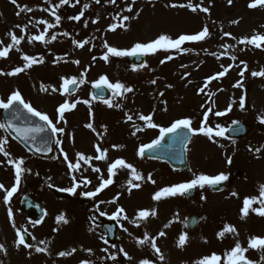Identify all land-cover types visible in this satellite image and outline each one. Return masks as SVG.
<instances>
[{
    "label": "rangeland",
    "instance_id": "374dc122",
    "mask_svg": "<svg viewBox=\"0 0 264 264\" xmlns=\"http://www.w3.org/2000/svg\"><path fill=\"white\" fill-rule=\"evenodd\" d=\"M90 1L70 0L69 4L61 6L56 12L61 17L57 24L55 18L49 14V6L58 4L59 0H16V4H13L11 0H0V50L11 43L9 33L15 34L18 38L24 36L21 44L16 46L19 51L14 47L6 58H0V72L7 73L16 67H23L26 63L22 59L23 55L31 56L38 61L32 67L15 76L0 75V99L6 101L11 92L19 90L25 101L30 102L37 110L48 114L53 122L58 116L56 108L65 100H68L70 104L78 100L89 101L88 104L78 103L74 109L65 113L66 122L61 121L58 125V127H63L65 132L56 137L61 140V145L57 147L55 144L56 157L50 160L32 158L24 152L20 145L0 130V138L8 140L5 147L6 151L10 153V158L13 161L24 160L22 167L25 171L22 172L17 185L19 191L34 188L44 195L46 210V218L42 221L44 222L47 218L50 219L53 214H57L51 205L52 202H56V199L48 190L42 191L45 188L44 184L34 185L33 181L38 176L37 174L41 176V181L59 187H67L66 182L73 183V178L77 184L84 185L85 172L89 173V167L108 168L116 159H124L127 163L132 164L146 180H139L143 181L142 183L138 181L140 187H132L130 191L140 198L141 208L143 206L150 207L160 201L152 199L155 191H159V189H155L157 188L156 183H158L157 186L169 187L182 183L185 178L183 177L184 173L173 171L165 166L161 167L162 162L160 161L147 160L143 156L137 155L141 145L150 143L159 135L158 128H146L145 122L140 121L138 116L141 114L152 115L153 122L162 127L169 126L177 119L188 118L192 121L191 127L199 129L204 118L203 113L208 108H212L207 126L216 130L217 125L225 128L233 121L243 120L248 124V136L243 143L237 144L236 140L226 141L223 137L213 136V139L209 140L202 134L194 135L191 144L188 145L189 166H192L195 172H206L205 175L209 176H215L213 172L217 169H219L216 171L219 172L218 174H221L224 169L226 171L222 172L223 174L232 172L235 168L244 170L243 178L235 179L234 177V186L230 191L215 194L216 196L212 198L213 209L211 208L210 211L214 214L215 220L221 221L225 225L235 224L236 232L233 233V240L228 242V251L235 246L237 241L247 249L248 241L252 236L264 238V217L250 210L249 215L241 219L242 208H238V203L243 201V193L246 195L247 192L249 198L259 197L260 193L257 189L260 187L256 185L259 183L264 185V135L259 133L258 126L255 125V121L261 122V119L264 118V76H252L254 71H264V49H262L264 46L257 48L254 45L239 43L243 38H251L256 34L264 35V6L250 9L248 5L253 0H231V3L229 0H135V3L132 0H120V5L116 4L118 2L116 0L115 4L110 3L112 8H120L117 10L118 13L114 14L109 10L110 0H103L107 6L106 9L101 3H90ZM188 3H192L193 6L199 4L201 7H207L209 11L204 13L197 9L193 12L187 7L173 8L170 6L172 4L187 5ZM84 4H88L89 7L84 9ZM129 6L133 9L131 12L126 11ZM22 7L32 10L20 12V15H17ZM44 9H49V11ZM81 11L84 12V15L79 21L70 19L79 15ZM123 16L130 17L128 21H124L125 28L118 27L115 31H109V26L119 24ZM41 19L56 25L46 33V39L51 42L33 41L29 43L28 37L39 35L43 31L44 25L36 23ZM93 20L96 23H93ZM233 21H238V23H232ZM17 26H26L25 31L22 33L20 27ZM205 26L209 29V35L203 41L185 43L181 46V50L160 49L154 54H148L146 67H142L140 70L141 76L126 66V57L123 60L122 57L109 56V58H114L116 65L120 66L116 67L117 70H113V65L109 64L110 60L105 62L100 59L107 52V49L104 48L105 43L118 49H128L136 42H150L160 34H167L175 39L181 34H196ZM63 33H68V35L65 36ZM224 33H230V35L225 36ZM53 34L57 37L55 40H51ZM74 40L77 42L86 40L88 43L83 48H79L73 43ZM224 45L231 46L227 49L226 54ZM212 53L216 55H212ZM168 56L173 58L168 60ZM217 56L220 58L217 59ZM232 56H235L236 59H231ZM93 57L96 59L94 60ZM41 60L43 62H39ZM161 60L165 62L161 63ZM261 60L263 63H260ZM73 61H79V64H75ZM245 65L247 67L244 76L241 77L239 73L245 68ZM224 68H229L227 73L220 80L211 81L204 88L206 79L223 71ZM82 72L86 82L81 84L79 90L75 94L64 93L61 95V77L75 78L79 81L82 78L80 75ZM100 76H106L110 83L120 82L129 85L133 91L122 93L119 97L112 95L111 102L114 106L111 108L105 103L93 102L90 100L88 87L95 83ZM153 80H155L154 84ZM238 81L241 86L234 87ZM42 86L48 91H42ZM53 87L57 89L56 92H52ZM244 87H248L250 91L251 108L248 111L240 104ZM201 88H204L203 92L199 91ZM229 105H231V111L226 115H215L217 111H225ZM190 111L192 116H189ZM196 112L200 113L198 119ZM126 114L131 115L133 119L128 121ZM214 117L223 118L215 121ZM88 123L93 125L92 129L85 127ZM137 125L144 130L137 132L135 136L132 135L129 140L127 133L134 132ZM251 141L256 142L260 151L250 152L247 149V144ZM239 145H243V148L240 149L241 157L240 154H236ZM97 147L101 151L106 150L104 160L95 159L99 155L96 151ZM78 152L93 157V159L87 164L80 161V169L70 172L67 162L64 160V154H67L70 162L76 163V153ZM210 153H220L224 158L220 155V159H212L207 165L204 160ZM229 158H231V163L228 162ZM223 161L228 165L225 166ZM160 168L164 183L159 178L161 177ZM114 171H118L117 175L122 176L121 182L130 181L129 169L118 168ZM149 176H151V180H149ZM0 184H3L8 190H11L14 185L16 186L15 169L3 154H0ZM250 186L251 188H248ZM85 187L82 191L87 193L89 186ZM241 187L246 190L242 191ZM141 190L144 191L141 192ZM240 196H243L242 200H237ZM178 198V196H171V198L167 196L165 200L179 203L181 199ZM54 199L55 201H53ZM210 199L208 198V201ZM132 200L135 199L133 197L124 199L123 206ZM13 207L12 218L16 226L23 222L25 228L33 235V245L28 248L30 252L35 251L38 245L41 248H46L47 252L69 253L71 250L70 252L80 255V252L75 249V245L81 244L83 250L92 248L99 254L102 253L99 234L94 233V238H92L88 231L84 233L85 237L78 232L77 222L80 211L77 207L62 202L61 215L64 220L67 218V223H64L63 220L59 221V232L55 235L54 240L56 241L54 242L51 237L54 234L50 229L48 230L47 225L45 230L37 232L39 226L36 223L27 222L23 215L20 216L17 213L16 207ZM259 207V204L252 205V208ZM65 208L70 209L68 217L63 213ZM9 209H11L10 204L5 205L3 199H0V245H3L5 249L0 251V264H23L25 261L21 257L26 251L15 246L12 240L8 241L7 232L15 235L12 223L7 221ZM219 212L222 214L219 215ZM172 215L173 212L167 218L169 214L166 212L163 220L170 221ZM89 229L91 230V226ZM54 230L56 233L58 229ZM44 233L46 236L43 237V240L46 243L43 245L40 242ZM204 234L206 237L204 244L207 246L211 243L208 242L210 234L208 232H204ZM243 236L247 238L245 242ZM214 241L216 244L218 243L215 238ZM66 245L68 246L65 247ZM177 250L179 248H172L168 254H164L163 262L165 264L180 263L179 257H174V255L183 254L187 264H195L205 256L216 254L221 257L219 264H224V253L221 250L213 251L207 255V249L204 248V252L197 254L196 259L190 249L181 253H178ZM17 257L21 260H17ZM72 257L74 258L73 255ZM81 257L80 255L77 261ZM245 257L254 264H263L259 249H248L245 252ZM54 260L62 262L64 259L56 257ZM54 260L46 258L45 264H52L56 262ZM71 264L75 263L71 261Z\"/></svg>",
    "mask_w": 264,
    "mask_h": 264
},
{
    "label": "snow or ice",
    "instance_id": "6c2138e0",
    "mask_svg": "<svg viewBox=\"0 0 264 264\" xmlns=\"http://www.w3.org/2000/svg\"><path fill=\"white\" fill-rule=\"evenodd\" d=\"M13 4H16V0H11ZM70 0H59L58 4H55L54 6L50 4V11L49 9H44L45 11H49V14L52 15L55 18V21L57 24L59 23L61 17L56 14L57 9H59L61 6L69 4ZM97 3L100 2V0H96ZM111 3L115 4L116 0H110ZM133 3H135V0H132ZM229 3H231V0H229ZM171 7H187L191 11L195 12L197 9L199 11L207 13L209 11V8L207 7H201L199 4L193 6L192 3H188L187 5L185 4H172L170 5ZM257 6H264V0H253V2L249 3L248 7L250 9H254ZM89 7L88 4H84L83 8L87 9ZM32 9L30 8H20V11L17 12V15H20V12L24 11H31ZM133 9L131 6H129L126 11L131 12ZM84 15V12L81 11L79 15L73 16L70 19L79 21L81 17ZM139 15V13H137ZM135 18V17H132ZM130 19L129 16H123L122 20L119 24H111L109 26V31H115L118 27L119 28H125L124 21H128ZM93 23H96L95 20L92 21ZM37 24L44 25V29L42 32H40L39 35H32L28 37V42L31 43L33 41H40L44 43H50L51 41L46 39V33H48L49 29L54 28L56 25L52 23H48L47 21L41 19L36 21ZM232 23H238V21H233ZM20 27V26H17ZM25 27H20V31L23 33L25 31ZM11 37V43L7 46L4 47L2 50H0V58H6L9 54V51L20 45L21 41L24 39V36H20L19 38L13 34L9 33ZM63 35L67 36L68 33H63ZM209 35V29L205 26L203 30L199 31L196 34H181L178 36V38H171L167 34H160L157 38L150 42H136L134 43L130 48L128 49H118L117 47L109 46L107 43L104 44V48L107 49V52L100 57V59L104 60L105 62L108 61L109 56L112 57H137V56H143V55H148V54H154L160 49L164 50H181V46L184 45L186 42H199L205 40V38ZM225 36H229L230 33H224ZM57 37L55 34L51 36V40H55ZM73 43L79 47L83 48L85 44L88 43V41H83V42H77L73 41ZM241 44H248V45H254L257 48H260L262 43H264V35H253L251 38H243L239 41ZM231 47L229 45H224L225 48V54L227 53V49ZM16 50L19 51V48L16 47ZM212 55H216L215 53H212ZM173 57L168 56L167 59L171 60ZM220 57L217 56V59ZM24 63L23 67H16L13 71L7 72V73H2L0 72V75H8V76H15L19 73H22L25 71V69H28L33 66V64L37 63L38 61L28 55H23L22 56ZM95 60L96 58L93 57ZM231 59L235 60V56H232ZM39 62H43L42 60ZM164 60H161V63H164ZM75 64H79V61H73ZM243 63V62H242ZM141 67H146V65L141 64ZM231 67V66H229ZM246 65L245 68L241 70L239 73L241 77L244 76V72L246 70ZM135 71L136 69L133 68ZM229 68H224L223 71L214 74L210 77H208L205 81L204 88L208 86V84L211 81H214L218 79L219 77H223ZM81 79L79 80V84H84L86 81L83 79L84 73L82 72L81 74ZM252 76L257 77V76H264V71H259V72H252ZM62 79V84L60 85L61 95H64V93H69L71 94V89L69 86H77L78 82L75 78H67L65 79L64 77H61ZM152 83H155V80L152 81ZM240 82L238 81L234 87H240ZM93 88L97 89L98 92L96 93V96L93 97L95 98H102L105 90H111L113 97H119L122 95V93H128L132 92L133 89L131 87H126L123 83L116 82V83H110L109 80L107 79L106 76H100V78L93 83L92 85ZM204 88H201L199 91L203 92ZM42 91L47 92L48 89L44 88L43 86L41 87ZM52 92H56L57 89L53 87ZM163 95V93H161ZM103 102L109 107H113V103L109 99H104ZM78 103H85L88 104L89 101H76L74 103H69L68 100H65L63 103H61L57 108L56 112L58 114L57 119L55 122H53L52 119H50L49 115L37 110L30 102L25 101L23 98L21 92L19 90H15L11 92V94L7 97V100L0 99V109L5 110L9 114V119L7 120L6 123H0V129H2L5 133L12 134L14 133L15 138H19L20 140H23L25 142L31 141L33 144H37L38 138H39V146L36 148V151H51V148L48 147V138L46 135L42 134H47L51 133L52 137H57L60 135H63L65 132V129L63 127H58V125L61 123V121H65V113L71 109H74ZM241 107L243 108L244 106V101L243 98H241L240 101ZM119 107V105H116ZM231 111V105L228 106V108L225 111H217L215 112L216 116H224L227 114V112ZM212 112V108H208L207 111L203 113V120L201 121L199 129H193L191 127L192 121L188 118L184 119H177L173 121L169 126L167 127H162L157 125L156 123L153 122V116L152 115H139L138 119L140 121L145 122V127L149 129H157L159 130V136L152 140L151 143L143 144L139 147L137 151L138 156H143L146 151H152L153 149L157 148L161 141L168 136L169 134H176L174 137V142L175 143H180L184 144L186 140H188V137L186 135H181L180 130H187V133H191L192 135L196 134H202L206 136L209 140L213 139V136L216 137H223L224 133L228 130L220 125L216 126V130H214L212 127L207 126V121L209 119V113ZM127 115V114H126ZM30 118H35L36 121L38 122H33ZM133 117L131 115H127V120L131 121ZM66 122V121H65ZM261 122L264 123V118L261 119ZM237 123V122H233ZM86 128L92 129L93 125L91 123H88L85 125ZM143 128L136 127L135 131L132 133L133 136L136 135L137 132L143 131ZM8 144V140L6 138H0V154H3L4 157L8 158V163L11 164L14 169H15V182L16 185L19 184L20 179H21V174L25 169L22 167L24 164L23 159H18L13 161L10 158V153L6 151V145ZM55 144L57 147L61 145V140L56 139ZM117 147V146H113ZM63 152V150L61 149ZM96 151L99 153L95 157L97 160H104L106 158V150L101 151L99 147L96 148ZM256 151H260L257 149ZM77 157V162L72 163L69 161V157L67 154H64V160L67 162V167L70 172H75L80 169V161H83L84 163H88L90 160L93 159V157L90 156H85L82 153H76ZM229 163H231V158L228 160ZM91 166V165H90ZM122 168V169H129L131 173V179L129 181L130 189L132 187L134 188H139L140 184L139 183H133V181H139L143 179V177L140 175V173L137 171V169L130 163H127L124 159H116L113 163H111L108 166V178L103 179L101 177V182L99 186L95 189V191H90L85 193L86 196L88 197H94L98 193H100L103 189L107 188L109 185L113 183L112 177L115 175L114 170ZM94 172L99 173L101 170L99 168H92ZM228 179V176L221 173L215 176H209L205 174H200V175H195L193 179H191L189 182L185 183H179L174 186H169L162 188L160 191H157L152 199L154 201H159L161 200L162 197L166 196H176V195H183L190 191L191 189L196 188L199 186L200 188H203L205 185L209 186H214L218 185L223 181H226ZM149 180H151V176H149ZM155 183V181H152ZM90 181L87 179L83 180V184L87 186ZM79 187V184L76 183L75 178H73V187L69 189H59L60 191H67L70 193H74L76 191V188ZM0 190L5 191V195L3 197V201L5 205L9 203V198L12 197L13 193L17 190L16 186L14 185L11 190L5 189L3 184H0ZM259 197H246L243 201V207L241 209V219L245 218L246 216L249 215L250 210L254 211L257 215L264 217V185L260 186L259 189ZM233 195L235 196L236 193L234 192ZM202 199L204 197H201ZM115 202V201H113ZM253 204H259V208H252ZM125 210L122 207H117L115 212L109 217V219H128L126 215H123ZM12 210H8V217L9 220L12 219ZM101 215H105V213H101ZM155 216L156 211L152 210L149 212L148 210H140L137 213V219L138 220H144L148 218L149 216ZM58 222L63 220L64 223H67V220H64L63 216L61 215L60 217L57 218ZM136 220H130L129 223H136ZM15 227V225H13ZM138 226V225H137ZM165 228L169 227L168 224L164 226ZM26 231V230H25ZM127 231V229H125ZM236 229L234 226L230 225H224L222 231L218 232V237H224L226 233H235ZM165 232L161 231L159 232V236H164ZM17 239L15 241L17 247L23 245L25 248L30 247V245L25 243L24 236L21 235L20 231L17 230L16 232ZM150 237L148 236L147 233H145L143 239L137 240V243L140 245H144L146 242H148ZM187 241V236L184 233H181L178 239V246L182 247ZM40 243L45 244V241H41ZM151 247L152 249L156 252V254L159 256L160 260H163L164 257L163 255L160 254V249L157 247L156 244V239L151 238ZM248 249H264V238L252 236L249 241H248V248H244L241 246L240 242L237 241L235 243V246L231 248L230 251L226 252L224 254V264H253V262L249 261L245 257V252ZM4 246L0 245V251H4ZM36 252H44L46 251V248H41V247H36L35 248ZM120 251L123 252V249ZM68 253L65 252H60V256H65ZM125 255H127L125 253ZM111 259H115V256L110 257ZM221 261V257L216 254H212L211 256H205L202 259L198 260L195 262V264H219ZM81 264H88L87 261H81ZM140 264H150V261L148 259H143L140 261Z\"/></svg>",
    "mask_w": 264,
    "mask_h": 264
},
{
    "label": "flooded vegetation",
    "instance_id": "af4514ba",
    "mask_svg": "<svg viewBox=\"0 0 264 264\" xmlns=\"http://www.w3.org/2000/svg\"><path fill=\"white\" fill-rule=\"evenodd\" d=\"M90 177L91 176H89L88 178H90ZM40 184H44V183L43 182L34 183V185H40ZM89 184H91V183H89ZM19 190L20 189L17 188V190L13 193L12 197L9 198V204H10L11 210L14 208L13 206H15L17 208V211L20 212V216L23 215L24 219L27 222L32 223V221L30 219L36 218L35 211L37 212V215H38L39 210L36 208H33V205H32V208L29 209L30 214L25 215L22 212L20 199L24 195H30L31 197H33V199L35 201L37 200V202H41L40 205L43 203V199L38 197L39 192H38V190H36L34 188L30 189V190H26V191H19ZM202 191H203V188H200L199 186H197L196 188L191 189L190 192L188 191L187 193H185L184 195L190 196V194L192 193L191 199L199 200L201 197ZM79 195H82V193L75 191L74 193H72L70 198H67L68 199L67 201L75 203V199ZM103 196H104V191H101L96 196L91 197L92 201H91L90 205L87 206L86 209L84 210L85 214L81 216L82 218L80 219V221L82 222V227L86 231H88V233L91 234L92 238H94V233L99 234L100 237L101 236L104 237L105 247L102 249V253L99 254L97 251H95L92 248H90V250H83L82 246L76 245L75 249L80 251L81 255L83 256L82 259L87 261L88 264H140V261L143 259H148L150 261V264H161V260H160L159 256H157L156 252L151 247V238L156 239L157 247L161 250L160 254L164 255L167 250L172 248L171 247L172 244L170 242V235L171 234L167 233L168 232L167 229H169L171 227H168V228L164 227L165 235L162 237L161 236L157 237L156 236V230L153 228L148 229L147 226L145 225L144 221L138 220L137 215H136L135 217L133 216V218H134L133 220H136L137 222L133 225H128V228L133 229L132 236L134 239L132 240L131 239L132 237L131 238L126 237V235L124 233V230L127 226L124 223L123 219L117 218L116 219V226H115L114 230L116 232V237L118 240L114 244H109L105 239L106 232H105L104 227H101L99 224L96 223V221H100V220H103L107 217H110L112 215V213H114L113 207L108 208V205L105 204L104 200L100 201V199H102ZM25 197H29V196H25ZM58 199H60V198H58ZM97 201L99 202L100 205H105V207L102 209H98V207L100 205L97 204ZM53 206H54V210L58 212L59 210H58V207H57L55 202H54ZM42 208H43V206H42ZM26 211H28V209ZM101 213H105L106 216L101 215ZM58 215H59V212H58ZM58 215L55 213L53 215V218L51 219V222L47 223L48 230L50 229L51 231L55 232L54 227H55V223L58 222V220H57ZM43 216H42V218H43ZM156 224H159L160 232L163 231L161 222H157ZM51 225L53 226L52 229H51ZM90 226H91V230L96 229L97 231H91L89 229ZM44 228H46V227H42V229H44ZM23 229L28 230L27 228H25L24 223L21 222V225L19 224L18 230L22 232ZM145 233H147L148 236L150 237L149 241L146 242L144 245L138 244L137 240L143 239ZM31 235H32V233H31ZM28 245H30V247H31L33 245V241L30 242ZM36 245H37V238H36ZM37 247H39V246L37 245ZM121 249H123V252L120 251ZM59 253L60 252H47V251L38 253L36 251H32L31 258L27 257L26 261L23 262V264H27V263L28 264H45L46 258L54 260L56 257H58V258L62 257V259L64 257L65 258L71 257V256H66V255L60 256ZM69 253L71 255H73L74 257L76 256L75 252H69ZM125 253L127 255H125ZM112 256H115V259H111L110 257H112ZM73 263L81 264V262L76 263V257L73 260ZM59 264H60V260H59ZM62 264H71V261H69L67 263H62Z\"/></svg>",
    "mask_w": 264,
    "mask_h": 264
},
{
    "label": "water",
    "instance_id": "95a60500",
    "mask_svg": "<svg viewBox=\"0 0 264 264\" xmlns=\"http://www.w3.org/2000/svg\"><path fill=\"white\" fill-rule=\"evenodd\" d=\"M131 59H133V57H131ZM163 142L166 143L168 141L165 140ZM49 144H50L51 151H52V140L50 141ZM183 145L184 144L175 143L173 140H170V142L166 146L163 145L161 147V144H160L157 148L159 147L161 148L158 149V154L156 155V157L168 161L172 166H175V167L183 166L184 164V157H183V152H182ZM157 148L153 149L152 152H156ZM180 153H181V156H180Z\"/></svg>",
    "mask_w": 264,
    "mask_h": 264
}]
</instances>
